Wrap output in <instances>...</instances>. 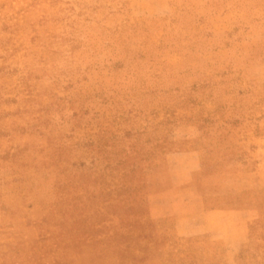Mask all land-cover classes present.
Listing matches in <instances>:
<instances>
[{"label":"rangeland","instance_id":"374dc122","mask_svg":"<svg viewBox=\"0 0 264 264\" xmlns=\"http://www.w3.org/2000/svg\"><path fill=\"white\" fill-rule=\"evenodd\" d=\"M0 264H264V0H0Z\"/></svg>","mask_w":264,"mask_h":264},{"label":"crops","instance_id":"0c3cea01","mask_svg":"<svg viewBox=\"0 0 264 264\" xmlns=\"http://www.w3.org/2000/svg\"><path fill=\"white\" fill-rule=\"evenodd\" d=\"M201 202H203V198H201ZM203 206H201L199 209V216H196L197 217V226L200 227V226H203L204 225V211H203ZM237 213H241V214H236V213H233L237 220H239L240 224H241V227H242V224L244 222V214L241 212V211H235ZM226 213V212H225ZM220 214V213H219ZM213 241H215V244H221V240L219 237H217L216 239L212 240L211 243H214ZM219 258H226L227 255L225 256L224 252L222 250L219 251Z\"/></svg>","mask_w":264,"mask_h":264}]
</instances>
